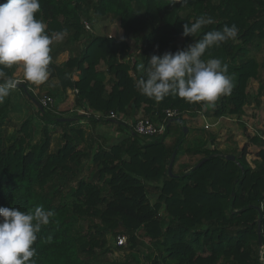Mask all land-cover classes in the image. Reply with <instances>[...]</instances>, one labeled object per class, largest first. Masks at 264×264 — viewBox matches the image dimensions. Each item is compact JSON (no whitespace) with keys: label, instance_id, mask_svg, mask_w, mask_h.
<instances>
[{"label":"trees","instance_id":"16d2710c","mask_svg":"<svg viewBox=\"0 0 264 264\" xmlns=\"http://www.w3.org/2000/svg\"><path fill=\"white\" fill-rule=\"evenodd\" d=\"M40 4L37 18L47 24L49 34L67 29L63 41L52 45L49 77L58 80L63 96L72 90L75 108L90 115L65 117L55 109L53 93L44 94L54 100L53 110L40 109L33 100L39 103L41 95L34 96L21 83L17 87L21 100L31 105H27L29 115L5 136L2 126L11 124V110L0 104V208L30 211L43 206L54 212L38 234L35 264H263L259 254L264 248V141L250 138L261 149L254 168L246 160L245 149L233 153L235 161L205 149L204 164L175 173L185 135L172 144L165 139L171 121L179 119L184 125L182 113L196 116L199 112L210 119L245 114L250 81L264 86V0H188L187 4L180 0H40ZM185 8L190 11L182 18ZM201 15L215 23L185 37L184 23L191 24ZM104 21L118 24L122 37L95 34L93 27ZM225 24L237 26V38L208 49L203 59L219 58L228 66L234 81L230 95L204 108L175 95L157 101L140 92L137 81L146 76L148 59L185 50ZM64 52L68 60L57 65ZM16 69L4 71L13 76ZM105 74L110 77L108 85ZM166 109L181 114L169 121L163 136L154 138L129 133L122 121L96 117L117 113L122 120L156 122L164 119ZM84 119L93 131L86 152L77 150L72 136L83 132L73 127ZM98 126L121 129L124 136L107 140ZM52 128L63 141L55 151H51ZM37 130L40 137L34 143ZM174 151V176H169ZM87 164L92 168L85 179ZM76 223L84 224L85 230L75 228ZM120 236L126 244L118 249L143 248L141 263L134 258L108 259L113 250L108 237Z\"/></svg>","mask_w":264,"mask_h":264},{"label":"clouds","instance_id":"9594fccd","mask_svg":"<svg viewBox=\"0 0 264 264\" xmlns=\"http://www.w3.org/2000/svg\"><path fill=\"white\" fill-rule=\"evenodd\" d=\"M180 2L187 4L188 0ZM40 9V0H6L0 4V103L18 86L5 68L22 67L24 79L33 85L49 79L52 45L63 41L67 29L49 34L47 24L37 18ZM213 23V18L201 15L191 24L184 23L183 35L193 37ZM238 32L235 24H225L206 32L185 50L153 55L148 59L146 76L137 81L138 89L157 101L171 94L189 104L214 106L220 97L232 93L234 81L221 59L203 57L208 49L235 40ZM53 216L54 212L43 206L30 211L0 208V264H35L38 234Z\"/></svg>","mask_w":264,"mask_h":264},{"label":"rangeland","instance_id":"374dc122","mask_svg":"<svg viewBox=\"0 0 264 264\" xmlns=\"http://www.w3.org/2000/svg\"><path fill=\"white\" fill-rule=\"evenodd\" d=\"M189 9L185 8L180 16L185 18L189 14ZM89 23V22H88ZM93 32L101 37L120 39L123 35L122 30L118 24L112 23L110 21L101 22L93 27ZM130 44L135 45L134 41L130 40ZM69 54L64 52L60 54L57 59V65L64 64L68 60ZM14 79L18 81L19 84H27L29 91L36 95H44L47 93H54L55 95V105L56 110L59 113H65V117L71 118L76 114H79L76 111V108L69 106L67 102L63 103L64 96L61 93L60 85L57 79L50 78L41 85H33L30 82H27L23 77V69L20 66H17L13 76ZM70 90V94L67 97L68 99L72 98L73 93ZM248 97L244 105L245 114L241 117L236 115L222 117L215 127H210L214 125L217 119L202 117L198 114L196 116L189 115L188 113L183 115L184 125H181L179 122H172L170 127V134L167 137L165 142H173L176 139L184 136L183 144L180 147L179 154L176 157L173 171L179 173L184 171L186 167L191 165L198 164L201 160L204 159L206 155L205 149L216 150L221 152L224 155H232L233 153H239L243 149L246 150V160L249 163L251 168L256 167V162H259L258 151L261 150L256 145L250 142V138L257 135H264V86H259L257 81L251 80L247 89ZM37 97V96H36ZM22 99V91L17 87L12 90L10 95L5 98L2 104H7L11 112L9 113V118L11 121L10 125H3L2 131L5 136H8L12 133L14 126L18 127L23 120L29 115V109L27 108L26 102ZM61 103V104H60ZM31 106V105H29ZM67 111V112H66ZM141 113L139 114L140 117ZM206 118V119H205ZM36 123V122H35ZM37 124V123H36ZM38 125V124H37ZM84 127L87 129L84 133L82 126H77L74 130L82 131L80 135L73 134L72 136L75 139V146L78 151L86 152L89 149V128L85 124ZM205 126L209 128L206 130ZM187 129V133H184V129ZM39 129V128H38ZM55 131V132H54ZM112 133H119L115 129H111ZM37 136L34 139V143L39 139V130L36 131ZM71 132V131H70ZM105 133V132H104ZM85 135L88 138L85 140ZM118 135V134H117ZM63 144L58 130L52 128V144L51 151H55ZM97 145L94 146L93 151H97ZM191 152L188 154L187 151ZM264 150V148H263ZM92 164L86 165V170L84 173V178L87 179ZM164 213V210L161 214ZM78 230H85V225L82 223H76ZM121 237V236H120ZM108 240L111 242L113 250L108 255V259L112 262H124L127 259H135L141 261L140 251H144L143 248H139L138 252H130L126 248L124 250L118 249L119 247L116 243V240L112 237H108ZM125 247V246H124ZM167 264H174L172 262H167Z\"/></svg>","mask_w":264,"mask_h":264},{"label":"built area","instance_id":"2783aa9c","mask_svg":"<svg viewBox=\"0 0 264 264\" xmlns=\"http://www.w3.org/2000/svg\"><path fill=\"white\" fill-rule=\"evenodd\" d=\"M85 28L90 31V26L86 23ZM19 84V83H18ZM77 92V91H75ZM40 105L48 111L53 110L54 107V100L47 95H42L39 99ZM76 111L80 115L89 116L90 113L83 110V109H76ZM181 113L177 109H166L164 111V119L162 121L153 122L147 118H139L136 121H129L127 119L122 120L117 113H110L108 115L96 114L98 119L103 120H114V121H122L124 122L125 126L128 128L129 133H134L135 135L154 138V137H161L164 135L166 127L169 124V121L176 119ZM186 113H182V116ZM202 115L201 113H197ZM223 118H219L216 120L214 125H210V127H215V125ZM209 127L205 126L207 130ZM262 141H264V135H257ZM117 245L124 246L126 244L125 237H117L116 238ZM259 258L261 262L264 264V248L261 249Z\"/></svg>","mask_w":264,"mask_h":264},{"label":"crops","instance_id":"0c3cea01","mask_svg":"<svg viewBox=\"0 0 264 264\" xmlns=\"http://www.w3.org/2000/svg\"><path fill=\"white\" fill-rule=\"evenodd\" d=\"M110 80V77L108 76V75H104V82L106 83V85H108V81ZM72 93H73V95H72V98L70 99H68L67 97L69 96V94H70V89H68L67 90V93H66V96H64V98H63V103L65 102H67V104L69 105V106H73L74 108H75V94H74V92L73 91H71ZM54 94V93H53ZM61 104V103H60ZM77 109V108H76ZM203 118H204V115L202 116ZM206 119V118H205ZM171 123H172V121H171ZM81 124H85V125H87L88 126V130H89V132H88V135H90L93 131H92V127H91V125L87 122V121H85V119L84 120H82L81 122H79V123H77L76 125L77 126H82L81 128H83L84 129V133L86 132V128L84 127V125H81ZM76 125H75V127H76ZM82 129V130H83ZM111 129L113 130V129H115L116 131H118L119 133H115V132H113L112 133V131H111ZM97 130L99 131V132H101V133H104V135L103 136H106V139L107 140H111V141H116V140H119L122 136H124V131L122 130L121 131V129H117V128H115V127H111V128H105V127H102V126H98V128H97ZM96 130V131H97ZM118 134V135H117ZM88 135H87V137H86V135H85V140H87V138H88ZM169 137V136H168ZM167 139V138H166ZM166 139H165V141H166ZM173 142H174V140H173ZM173 142H165L166 144H172ZM99 145L100 144V142L99 141H97L96 142V144L95 145ZM227 156V155H226ZM225 156V157H226ZM202 158V157H201ZM200 158V159H201ZM192 166V165H191ZM186 169V168H185ZM181 172H183V171H180L179 173H181Z\"/></svg>","mask_w":264,"mask_h":264},{"label":"water","instance_id":"95a60500","mask_svg":"<svg viewBox=\"0 0 264 264\" xmlns=\"http://www.w3.org/2000/svg\"><path fill=\"white\" fill-rule=\"evenodd\" d=\"M35 105L38 106L40 109L42 108L41 105L36 101V100H33ZM61 122L63 121H67V119H62L60 120ZM175 122H179V119H176ZM184 133L186 134L187 133V129L185 128L184 129ZM175 156H176V151L173 152L171 158H170V162H169V165H168V175L169 176H174L172 174V166H173V163H174V160H175ZM227 160H230V161H235V157L232 156V155H228L225 157ZM206 161V159H202L198 164L195 165L194 168H198L200 167L202 164H204ZM261 216H259V219H258V222H257V234H258V240H259V245L262 246V239H261Z\"/></svg>","mask_w":264,"mask_h":264}]
</instances>
